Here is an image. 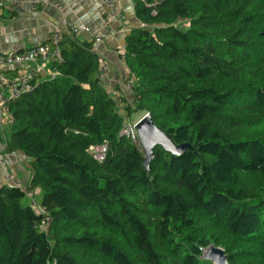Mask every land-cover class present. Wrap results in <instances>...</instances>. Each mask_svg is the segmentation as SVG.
<instances>
[{"label":"trees","instance_id":"16d2710c","mask_svg":"<svg viewBox=\"0 0 264 264\" xmlns=\"http://www.w3.org/2000/svg\"><path fill=\"white\" fill-rule=\"evenodd\" d=\"M136 14L126 113L192 149L157 146L148 171L95 42L64 35L58 75L9 105L5 150L31 160L45 213L0 186V264H213L212 245L264 264V0H137Z\"/></svg>","mask_w":264,"mask_h":264},{"label":"crops","instance_id":"0c3cea01","mask_svg":"<svg viewBox=\"0 0 264 264\" xmlns=\"http://www.w3.org/2000/svg\"><path fill=\"white\" fill-rule=\"evenodd\" d=\"M21 7L14 13L7 8L0 10V55L10 51H23L50 40L56 26L64 35H75L80 41L95 42V36L103 29L100 24L101 5L98 0H50L58 5L48 4L46 7L33 8V4L44 0H19ZM137 0H116L111 11L113 21L105 31L106 36L101 42H95L94 48L101 59L107 62L110 78L121 77L126 80L133 77L124 61L125 45L128 36L136 28L143 27V23L136 14ZM85 25L91 32L74 34L72 26ZM52 66L42 62H32L25 66L9 67L6 76L26 73L31 70L39 71L41 79H51ZM106 85L109 81H105ZM119 103L120 111L127 120L125 103L133 105L135 95L133 89L125 86L119 88L107 85ZM7 95V90L5 91ZM125 99V102L124 100ZM10 128H0V186H11L6 179L9 173L23 188H27L33 177L31 160L21 152L8 153L6 149L7 134Z\"/></svg>","mask_w":264,"mask_h":264},{"label":"built area","instance_id":"2783aa9c","mask_svg":"<svg viewBox=\"0 0 264 264\" xmlns=\"http://www.w3.org/2000/svg\"><path fill=\"white\" fill-rule=\"evenodd\" d=\"M101 5V20L100 24L103 31L95 36V42H101L106 36L105 31L108 29L110 23L115 18L112 14V10L116 5V0H98ZM48 4H52L55 7L58 5L51 3L50 0H44L41 3L33 4V8L46 7ZM21 7L19 0H0V10L7 8L10 12H15ZM71 31L74 34L79 32H91L90 27L85 25L72 26ZM63 31L59 26H56L51 34L50 40L47 43L39 44L35 47L23 51H10L8 53L0 55V128L11 126L12 117L9 111V105L13 101H17L20 97L26 93L34 91L38 84L42 81L39 71L31 70L26 73H20L17 75L6 76L5 71L9 67L14 66H25L32 62H42L52 66L54 62H62L63 57L61 53V44L63 42ZM52 77L54 79L58 73L56 70L51 69ZM98 79L101 84L115 87L125 86L129 89L134 87V78H128L126 80L121 77H111L107 62L101 61V67L98 75ZM105 81H109L106 85ZM108 88V87H107ZM109 89V88H108ZM7 90V95L5 94ZM136 124V123H135ZM135 124L125 122L124 127L121 131V135L127 139L132 140L137 144V139L134 135ZM108 152V144L96 146L91 148V154L93 158L99 163L104 162ZM11 186L20 187L18 183L9 173L6 176ZM26 193L29 199L30 205L39 213L44 214L45 208L39 205L35 199V193L33 190L26 189ZM49 219L46 218L42 222V226L45 227Z\"/></svg>","mask_w":264,"mask_h":264},{"label":"water","instance_id":"95a60500","mask_svg":"<svg viewBox=\"0 0 264 264\" xmlns=\"http://www.w3.org/2000/svg\"><path fill=\"white\" fill-rule=\"evenodd\" d=\"M134 135L137 139L138 147L144 154L143 163L148 171L151 170V162L155 158L154 149L157 146L177 156H182L188 150L192 149L191 144L177 145L170 135L155 125L150 114H146L136 122ZM204 258L213 264H230L226 250L214 245L206 250Z\"/></svg>","mask_w":264,"mask_h":264},{"label":"rangeland","instance_id":"374dc122","mask_svg":"<svg viewBox=\"0 0 264 264\" xmlns=\"http://www.w3.org/2000/svg\"><path fill=\"white\" fill-rule=\"evenodd\" d=\"M122 114H124V113L122 112ZM141 116H142V113H133L130 119L127 120V118H126V121L125 122H128L130 124H135L137 121H139L142 118ZM6 128L8 129L9 126H7ZM7 132L9 133V130ZM42 197H43V194L42 193H36L35 194V199H36V201H37V203L39 205H41V203H42Z\"/></svg>","mask_w":264,"mask_h":264}]
</instances>
